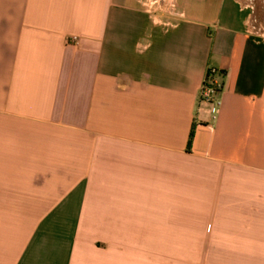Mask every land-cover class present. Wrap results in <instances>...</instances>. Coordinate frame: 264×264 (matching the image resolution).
<instances>
[{"label":"crops","instance_id":"0c3cea01","mask_svg":"<svg viewBox=\"0 0 264 264\" xmlns=\"http://www.w3.org/2000/svg\"><path fill=\"white\" fill-rule=\"evenodd\" d=\"M0 264H264V16L0 0Z\"/></svg>","mask_w":264,"mask_h":264},{"label":"built area","instance_id":"2783aa9c","mask_svg":"<svg viewBox=\"0 0 264 264\" xmlns=\"http://www.w3.org/2000/svg\"><path fill=\"white\" fill-rule=\"evenodd\" d=\"M222 73L215 67H209L199 89L201 101L210 103L216 111L220 105V94L223 87Z\"/></svg>","mask_w":264,"mask_h":264},{"label":"rangeland","instance_id":"374dc122","mask_svg":"<svg viewBox=\"0 0 264 264\" xmlns=\"http://www.w3.org/2000/svg\"><path fill=\"white\" fill-rule=\"evenodd\" d=\"M247 2L253 5L258 19L261 20L264 16V0H247Z\"/></svg>","mask_w":264,"mask_h":264}]
</instances>
